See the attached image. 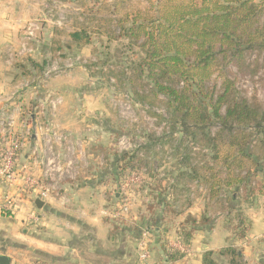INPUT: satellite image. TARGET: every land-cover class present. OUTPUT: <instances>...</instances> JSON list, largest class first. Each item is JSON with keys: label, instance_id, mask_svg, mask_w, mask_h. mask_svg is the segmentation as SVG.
Wrapping results in <instances>:
<instances>
[{"label": "trees", "instance_id": "16d2710c", "mask_svg": "<svg viewBox=\"0 0 264 264\" xmlns=\"http://www.w3.org/2000/svg\"><path fill=\"white\" fill-rule=\"evenodd\" d=\"M148 4L140 11L141 19L131 20L127 27L119 23V29L141 50L134 67L142 78L133 86L135 100L151 106L155 104L153 100L165 103L167 125L183 135L184 145L195 140L207 146L212 152V163L204 160L205 156L198 164H189L190 157L185 154L179 158L188 167L175 177L174 185L187 177L183 187L195 181L208 189V202L199 217L187 212L193 201L189 198L191 190L186 188L188 202L177 209L158 190L161 201L149 207L150 216L144 220L153 234L162 239L165 229L160 226L165 220L184 216L176 230L180 242L190 247L195 231L214 223L209 203L230 208L223 188H232L231 200L237 199L240 192L253 197L257 175L264 176V106L243 96L227 70L230 64L243 66L247 52L260 51L264 58V0H154ZM85 33L84 29L73 31L71 41L87 43L88 39H83ZM29 62L39 75L49 64L41 65L32 59ZM29 71L32 72L24 70L23 75ZM215 74L221 78L220 85H211ZM149 140L143 149L150 150L155 145ZM138 153H122L117 160L128 161L126 165L133 170L146 166L147 172H153L151 161ZM133 157L136 164L130 161ZM238 224L230 245L218 251L227 264H244L238 241L247 236L248 225L245 220ZM162 247L168 261L176 262L185 256L183 251ZM202 264L219 262L213 251H206Z\"/></svg>", "mask_w": 264, "mask_h": 264}, {"label": "rangeland", "instance_id": "374dc122", "mask_svg": "<svg viewBox=\"0 0 264 264\" xmlns=\"http://www.w3.org/2000/svg\"><path fill=\"white\" fill-rule=\"evenodd\" d=\"M153 1L43 0L40 9H44L46 13L45 16L37 17L42 25V30L34 42L36 51L31 56L20 55L19 62L23 63L22 65H30L29 59L43 65L48 62L51 64L58 58L66 61V59L79 56L81 65L86 66L91 75V88L100 98H96L97 103L106 113V116L100 117V120L109 130L101 135H96L95 141L90 144L95 156L94 164L89 166L90 169L87 172L96 173L98 189L105 196L104 206L110 207L108 215L103 217L105 223L110 225V236H118L120 241L122 230L130 227L132 236L137 237V242L131 243L126 249L122 244L115 246L101 244L102 249L104 247L108 251H116L117 258H98V256L84 251L85 253L82 252L81 255L83 263H86L88 259L93 264H149L154 258L157 264H169L163 261L162 246L165 245L167 251L175 252L174 250L177 249L181 251L178 246L176 247V244L179 245L180 239L177 241L175 237L177 236L176 228L184 216L165 220V223L160 226L162 230L165 229L162 239L154 235L149 223L146 224L144 219H148L150 216L149 207L157 205L161 201L157 198L158 190L162 191L161 197L172 204L174 209L187 204L186 188L191 190L189 198L193 203L198 206L203 203L205 209V204L208 202V189L204 184L194 181L183 187V182H187V177H183V181L179 185L174 184L176 183L175 177L180 172L186 171L188 167L179 162L182 154L190 157L189 164L200 163L204 156L207 158L204 160L212 163V160L209 159L212 155L210 149L195 140L185 142L184 145L183 141L181 142L183 135L173 131L167 125L166 104L157 100H153L154 106L140 103L135 100L136 96L132 92L133 86L142 81V78L138 77L134 71L135 64L138 63L141 56V50L119 29V25L127 27L131 24V20L141 19L140 11H143L149 5L148 3L151 4ZM42 12L40 11V13ZM61 15L63 19L60 21ZM59 21L61 23H58ZM81 29L86 31L83 39H88L87 43L84 41L85 44L72 42L70 33ZM244 61L243 66L228 65V73L234 81L235 87L243 96L250 101L256 100L264 106L263 55L257 50L251 53L247 52ZM68 71L70 70L59 74ZM23 74L24 72L21 74L23 79L35 80V82L42 76L36 70L29 71L26 75ZM215 83L218 85L221 83V78L216 77V74L213 76L211 85ZM162 136L164 137L162 140L156 141L158 137ZM149 139L155 145L150 150L143 149L142 147L149 143ZM179 147L181 149L177 151ZM136 150L139 151L138 154L141 155V158H148L151 161L150 165L154 166L153 172H147L146 166L133 170L126 165L128 161L118 162L117 159L122 153L133 155ZM133 159L134 157L130 159L131 163H135ZM257 181L253 197L240 192L237 199L231 200L232 188H223L222 194L226 195V203L230 208L222 207L226 204L209 203V215L213 222L218 219L226 225L235 227L239 225V220H245L247 225H250L248 207L263 191L264 176L257 175ZM177 195L180 196L177 198ZM125 203L128 205V211L122 212ZM147 228L150 229L148 243L151 252L147 260H141L139 243L143 230ZM155 240L158 241V244ZM125 252L126 258L119 260Z\"/></svg>", "mask_w": 264, "mask_h": 264}, {"label": "crops", "instance_id": "0c3cea01", "mask_svg": "<svg viewBox=\"0 0 264 264\" xmlns=\"http://www.w3.org/2000/svg\"><path fill=\"white\" fill-rule=\"evenodd\" d=\"M42 4L43 0H0V107H6L13 116V130L24 139L14 162L17 180L8 182L0 177V255L10 257L11 264H93L88 259L83 263L82 252L98 258H117L116 251L102 249L101 244H122L126 249L137 242V237L132 236L130 227L122 230L120 241L118 236H110V225L103 220L110 207L104 206L105 196L98 189L96 173L87 172L95 156L90 144L96 135L109 130L100 120L106 113L97 103L96 98H100L91 88L88 68L78 64L46 80L40 76L36 82L21 75L24 70H34L19 62L23 27L30 19L45 16L44 9H40ZM56 96L62 102L53 111L51 102ZM52 132L76 145L78 169L74 178L63 182L59 196L43 200L44 207L38 208L37 192L24 186V181L26 177L39 179L42 147ZM56 147L62 150L58 144ZM7 198L17 204L12 213L3 210ZM194 204L187 212L199 217L204 212L203 203L195 204L193 209ZM248 209L247 237L238 245L243 249L244 264H264V189ZM32 217L39 221H31ZM235 227L216 219L212 226L195 231L190 247L180 241L176 244L181 251L186 248L182 259L171 262L163 256V261L202 264L203 254L213 251L219 264H227L218 251L230 245ZM175 238L179 240L178 235ZM126 256L125 252L119 260ZM149 264L157 263L153 258Z\"/></svg>", "mask_w": 264, "mask_h": 264}, {"label": "built area", "instance_id": "2783aa9c", "mask_svg": "<svg viewBox=\"0 0 264 264\" xmlns=\"http://www.w3.org/2000/svg\"><path fill=\"white\" fill-rule=\"evenodd\" d=\"M63 16H60V21ZM58 23H61V22ZM42 30L39 19H31L23 27L20 55L31 56L35 53L34 42ZM81 64L79 56L62 61L61 58L55 59L48 64L42 74V80L49 79L66 70H71L76 65ZM62 98L56 96L51 102V108L56 110L61 104ZM62 140V143H60ZM58 144L62 150L56 147ZM24 145V139L13 130V116L6 107H0V177L8 182L17 180V171L15 169V159ZM41 151V149H40ZM76 145L69 138L57 135L52 132L45 140L41 154L43 155V166L39 179L26 177L24 186L30 187L37 192L38 198L47 200L53 196H59L62 192V184L67 179H72L77 173V163L75 161ZM17 204L12 198H7L3 204V210L12 213ZM128 211V205L125 203L122 212ZM31 221L38 222L37 217H32ZM149 229L142 232L140 240V259L147 260L150 257L149 248ZM177 247V246H176ZM182 251L186 248H181Z\"/></svg>", "mask_w": 264, "mask_h": 264}, {"label": "water", "instance_id": "95a60500", "mask_svg": "<svg viewBox=\"0 0 264 264\" xmlns=\"http://www.w3.org/2000/svg\"><path fill=\"white\" fill-rule=\"evenodd\" d=\"M35 204L38 208H43L45 202L40 198L36 199ZM0 264H11V259L5 254L0 255Z\"/></svg>", "mask_w": 264, "mask_h": 264}]
</instances>
